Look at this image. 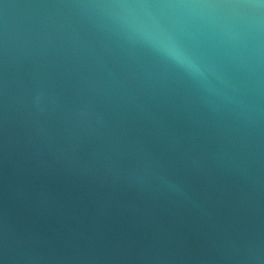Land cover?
Wrapping results in <instances>:
<instances>
[{
	"label": "water",
	"instance_id": "1",
	"mask_svg": "<svg viewBox=\"0 0 264 264\" xmlns=\"http://www.w3.org/2000/svg\"><path fill=\"white\" fill-rule=\"evenodd\" d=\"M0 264H264V0H0Z\"/></svg>",
	"mask_w": 264,
	"mask_h": 264
},
{
	"label": "clouds",
	"instance_id": "2",
	"mask_svg": "<svg viewBox=\"0 0 264 264\" xmlns=\"http://www.w3.org/2000/svg\"><path fill=\"white\" fill-rule=\"evenodd\" d=\"M172 59L176 60L178 63L181 62L179 54H168Z\"/></svg>",
	"mask_w": 264,
	"mask_h": 264
}]
</instances>
